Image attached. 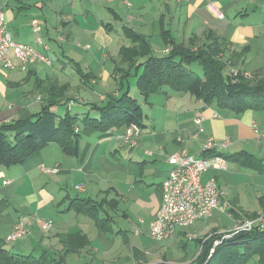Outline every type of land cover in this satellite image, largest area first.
I'll list each match as a JSON object with an SVG mask.
<instances>
[{
  "label": "crops",
  "instance_id": "obj_1",
  "mask_svg": "<svg viewBox=\"0 0 264 264\" xmlns=\"http://www.w3.org/2000/svg\"><path fill=\"white\" fill-rule=\"evenodd\" d=\"M0 7L13 38L32 45L49 60L30 63L26 70L5 68L0 61L1 122L36 113L43 104L36 81L47 78L68 84L67 96L74 99V103L54 106L53 111L98 115L91 105L104 103L109 93L119 94L113 71L120 65L122 46L131 44L125 27L148 37L154 55L171 49L172 41L217 36L226 45V57L231 51H244L233 57L234 69L264 75V0H0ZM35 22L42 26L40 32L34 31ZM77 64L88 76L80 77ZM68 69L80 78H68ZM130 95L136 98L131 85ZM137 100L146 119L136 147L120 138L124 129L105 133L84 130L79 124L77 155L65 154L53 142L21 164H0V245L21 256L64 257L65 264H189L200 253L202 240L264 211V111L236 114L167 88L147 101L142 95ZM196 117L203 119V131L195 124ZM210 138L229 141L220 150L226 156L245 152L261 161L255 169L243 166L242 158H228L227 169H210L203 175V181L216 178L225 210L214 211L226 214L229 223L217 219L208 233L203 230L206 221L180 229L173 240L180 239L178 245L185 253L174 260L133 244L128 234L139 236L145 229L149 233V224L159 211L163 182L172 168L169 156L183 148L201 156ZM45 168L58 170L46 172ZM87 197L104 201L99 215L107 218L102 227L71 208L75 198ZM22 218L30 235L8 242ZM39 219L53 221L49 232L42 231ZM77 233L86 235L89 243L66 253L70 246L61 235ZM185 238L195 241L192 255ZM0 264H4L1 256Z\"/></svg>",
  "mask_w": 264,
  "mask_h": 264
},
{
  "label": "trees",
  "instance_id": "obj_2",
  "mask_svg": "<svg viewBox=\"0 0 264 264\" xmlns=\"http://www.w3.org/2000/svg\"><path fill=\"white\" fill-rule=\"evenodd\" d=\"M123 31L131 44L122 46L120 65L113 71L119 94L109 93L104 103L92 104L91 110L98 115L79 116L70 111L61 115L52 108L74 100L67 96L69 85L50 78L38 79L36 88L43 97L41 108L25 119L0 121L1 165L11 167L21 164L30 154L53 142L59 144L65 154L77 155L81 138L77 130L79 124L84 130L105 133L113 129L125 131L132 123L143 129L146 114L137 98L130 95L129 80L133 76L137 77L136 86L145 101L152 94L167 88L170 92L190 93L205 104H215L236 114L247 110L264 111V75L246 77L241 70L236 76L231 75L235 64L233 57L243 55L244 51H231V55L226 57V45L217 36L205 39L193 36L187 43L177 44L172 41L168 53L154 55L148 37L128 27ZM194 64L199 65L200 73L192 67ZM77 71L81 78L88 76L79 65ZM214 153L216 151H204L202 155L211 156ZM222 156L226 160L242 158L243 166L255 169L261 162L245 152ZM71 204L77 213L93 218L98 227H102L106 221L107 217L99 215L104 208V201L90 197L75 198ZM221 236L222 233L216 232L202 240L200 253L189 264H264V228L255 227L248 232L236 233L216 246L209 256L215 240L221 239ZM61 239L65 245L70 246L66 253L76 252L89 243L87 236L81 233L61 235ZM0 256L4 264H65L64 257L56 259L46 253L39 257L21 256L13 254L2 245Z\"/></svg>",
  "mask_w": 264,
  "mask_h": 264
},
{
  "label": "built area",
  "instance_id": "obj_3",
  "mask_svg": "<svg viewBox=\"0 0 264 264\" xmlns=\"http://www.w3.org/2000/svg\"><path fill=\"white\" fill-rule=\"evenodd\" d=\"M223 17L222 13H218ZM34 31L40 32L42 26L37 22L33 24ZM41 42V38H39ZM171 49H165L168 53ZM11 55L18 61L14 63ZM0 61L5 68L26 70L28 64L35 61L49 60L30 44L16 41L11 32L7 29L5 15L0 7ZM238 70L232 68L231 75L236 76ZM246 77L252 75L244 73ZM74 103V101H71ZM202 118L196 117L195 124L199 130L203 131ZM9 122V121H7ZM142 128L136 124H130L120 136L130 147L138 145V137ZM229 141L217 142L213 138L205 143L204 151H216L211 156H197L191 154L186 148H183L169 156L168 162L172 168L163 182V194L159 211L156 217L149 224V236L157 241L173 240L180 229L192 226L196 222L211 216L216 209L225 210L222 197L223 191L219 188L215 177L203 181V175L210 169H227V160L222 156L221 149L227 148ZM46 172H54L57 168H45ZM42 229L50 230L53 221L38 220ZM264 228V211L258 213L253 218H246L236 224L232 229L225 231L223 238L231 237L239 232H248L253 228ZM27 227L23 219L16 224L13 231L8 236L9 242L17 241L27 235ZM194 238L190 236V239ZM220 241L214 242L215 245ZM214 247L211 252H214Z\"/></svg>",
  "mask_w": 264,
  "mask_h": 264
},
{
  "label": "rangeland",
  "instance_id": "obj_4",
  "mask_svg": "<svg viewBox=\"0 0 264 264\" xmlns=\"http://www.w3.org/2000/svg\"><path fill=\"white\" fill-rule=\"evenodd\" d=\"M93 2V1H92ZM90 3H91V1H90ZM41 34V33H40ZM157 50H158V48H156L155 49V54H157L158 52H157ZM40 52V51H39ZM195 70H197V71H199L200 70V67H199V65L198 64H194L193 66H192ZM73 72H71L70 71V69H68L66 72H68L67 73V76H68V78H70L71 80H74V78H76V79H78V78H80L79 77V75L74 71V69H71ZM199 73H200V71H199ZM230 73V72H229ZM130 85H131V90H132V92H133V94L135 95V97L136 98H140V96H141V94H140V92H139V90H137V88H135L136 87V82H137V77L136 76H133V77H131L130 78ZM134 82V83H133ZM95 86H97V85H95ZM101 86V85H100ZM101 88H103V87H101ZM100 88V89H101ZM99 89V88H98ZM104 90V89H103ZM71 94H73V95H77V93H76V90H72L71 92H70ZM139 101H140V99H139ZM141 103V102H140ZM75 108V107H74ZM144 108L146 109V106H144ZM76 109V108H75ZM64 188H68V187H64ZM69 192H73L72 191V188L71 187H69ZM216 210H218V209H216ZM215 210V211H216ZM214 211V214L210 217H207V218H204L203 220H200V221H198L199 223V225H203L202 223H203V221H206V224H207V228L206 229H203L204 230V232H210V226H211V222H213V223H215L216 222V220L217 219H219V220H221V222H224V223H229V217L226 215V214H221V215H218L217 214V212H215ZM23 220H24V222H25V219L24 218H22ZM197 223V222H196ZM195 223V224H196ZM192 226H194V224L192 225ZM190 228H191V226H189ZM195 227V226H194ZM187 228V227H186ZM187 231H190V232H194L195 230L196 231H198L199 229H186ZM192 230V231H191ZM202 230V229H201ZM42 231H44V232H49L50 230H45V229H42ZM228 231V230H227ZM225 232V231H224ZM224 232H222V236H221V239H216L217 241H220V243L219 244H217V245H215V247L216 246H218V245H220L224 240H227V239H230L231 237H233L234 235H232L231 237H228V238H223V236H224ZM144 233V234H143ZM141 235H139V236H136V235H132V234H128L129 235V237L131 238V237H133V240H132V243L133 244H135V245H139L140 247H142L143 249H144V251H147V250H157L158 252H160V253H162V255L164 254V255H166L168 258H170V259H172V260H174V259H176V257L177 256H179V255H183L185 252L182 250V248L181 247H179V245H178V243H179V241H180V239H177L176 241H174L173 240V242H172V240H165V241H160V242H157V241H155V240H153L150 236H149V233H148V231H147V229H145L144 230V232H143ZM28 235H30V229H27V235L26 236H24V237H27ZM24 237H22V238H24ZM95 237V235H93V238ZM96 238V237H95ZM120 239H122V236L120 237ZM9 242V241H8ZM183 242L184 243H186L187 244V252H189V254L190 255H192L193 254V252H192V249H194V247L196 246V244H195V241H191V240H189L188 238H185L184 240H183ZM215 247H214V250H215ZM156 251V252H157ZM212 253L213 252H211V250H210V253H209V256H211L212 255ZM73 260H74V256L72 255L70 258H69V261L70 262H73ZM125 262L123 261V263L122 264H124Z\"/></svg>",
  "mask_w": 264,
  "mask_h": 264
}]
</instances>
